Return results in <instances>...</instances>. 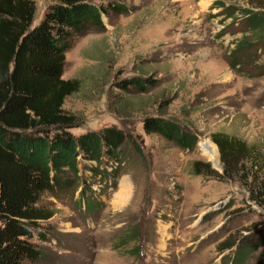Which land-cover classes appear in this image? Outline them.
I'll list each match as a JSON object with an SVG mask.
<instances>
[{"label": "rangeland", "instance_id": "374dc122", "mask_svg": "<svg viewBox=\"0 0 264 264\" xmlns=\"http://www.w3.org/2000/svg\"><path fill=\"white\" fill-rule=\"evenodd\" d=\"M93 1L124 9L72 39L61 77L77 89L63 108L78 119L75 134L116 127L126 139L90 162L103 172L115 155L111 183L95 181L78 156L75 182L43 195L49 232L34 241L46 255L32 264H264V207L250 192L252 173L264 177V31L243 14L264 12V0ZM49 2L35 0L36 20ZM132 77L153 84L119 86ZM146 116L177 123L195 144L145 133ZM217 132L252 146L253 162L222 161ZM250 235L260 244L241 252Z\"/></svg>", "mask_w": 264, "mask_h": 264}, {"label": "trees", "instance_id": "16d2710c", "mask_svg": "<svg viewBox=\"0 0 264 264\" xmlns=\"http://www.w3.org/2000/svg\"><path fill=\"white\" fill-rule=\"evenodd\" d=\"M123 9L113 1L97 5L93 0H50L36 20L35 0H0V264L44 260L46 254L34 239L45 240L49 229L44 222L52 213L41 200L45 193L56 196L75 182L78 156L90 164L88 173L95 181L103 185L112 181L118 163L115 155L103 172L90 162L100 153L110 157L126 134L116 127L73 133L78 119L63 103L77 89V81L61 75L74 36L90 27L103 28L102 13ZM243 14L251 28L264 31V12L244 9ZM151 82L132 77L119 86L143 91ZM142 124L145 133H157L177 147L190 149L195 144V135L162 117L146 116ZM212 140L222 161L237 156L253 162V147L243 140L220 132ZM251 177L259 180L250 190L252 199L264 207V177L255 178L253 173ZM86 196L81 192L83 200ZM249 238L238 244L241 252L260 244L250 243Z\"/></svg>", "mask_w": 264, "mask_h": 264}, {"label": "bare ground", "instance_id": "6f19581e", "mask_svg": "<svg viewBox=\"0 0 264 264\" xmlns=\"http://www.w3.org/2000/svg\"><path fill=\"white\" fill-rule=\"evenodd\" d=\"M201 147L206 153H209V155H211L213 160L217 163L218 152L216 146H214L213 144H211L209 141L206 140L204 142H201Z\"/></svg>", "mask_w": 264, "mask_h": 264}]
</instances>
